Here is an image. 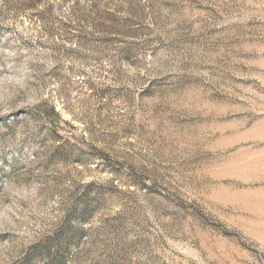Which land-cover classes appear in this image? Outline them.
<instances>
[{
  "label": "rangeland",
  "instance_id": "obj_1",
  "mask_svg": "<svg viewBox=\"0 0 264 264\" xmlns=\"http://www.w3.org/2000/svg\"><path fill=\"white\" fill-rule=\"evenodd\" d=\"M29 254L264 264V0H0V264Z\"/></svg>",
  "mask_w": 264,
  "mask_h": 264
},
{
  "label": "trees",
  "instance_id": "obj_2",
  "mask_svg": "<svg viewBox=\"0 0 264 264\" xmlns=\"http://www.w3.org/2000/svg\"><path fill=\"white\" fill-rule=\"evenodd\" d=\"M38 250V249H37ZM40 252V251H39ZM41 253V252H40ZM47 253V252H46ZM45 253V254H46ZM43 255L44 254H41V256L43 257ZM38 256L37 255H35V254H29L28 256H26V264H31V261L32 260H34V259H36ZM55 261H57V264H64V262H63V260H62V258H58L57 260H55Z\"/></svg>",
  "mask_w": 264,
  "mask_h": 264
}]
</instances>
